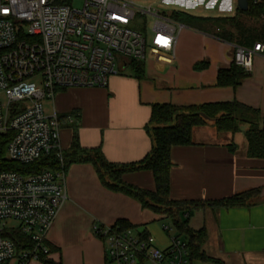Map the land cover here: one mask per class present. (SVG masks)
<instances>
[{
  "label": "crops",
  "instance_id": "0c3cea01",
  "mask_svg": "<svg viewBox=\"0 0 264 264\" xmlns=\"http://www.w3.org/2000/svg\"><path fill=\"white\" fill-rule=\"evenodd\" d=\"M209 1V7L217 3ZM228 2V8L218 7L220 13L200 16H230L222 13L230 9ZM195 6L200 7L178 3L172 11L197 15L191 11ZM241 21L243 34L238 33L233 41L218 37L209 25L179 22L174 51L149 43L141 78L134 74L130 60L120 57L119 72L110 76L106 86L59 89L54 100L45 101V110L48 115L56 112L62 120L61 150H68L77 135L83 148L100 147L110 162H137L152 147L146 127L156 103L187 106L236 100L257 108L264 117V56H254L252 68L238 86L216 85L219 70L233 64L235 46H252L264 33L263 21ZM239 127L236 133L218 132L213 121H207L193 129V144L172 148L169 194L174 200L205 202L261 189L249 206L206 204L185 215L188 228L205 231L200 247L205 259L191 257V264H264V159L248 156L249 124L242 122ZM66 171L68 197L46 235L48 259L61 264H118L108 258L104 243L94 234L95 224L113 225L118 220L153 236L158 247H167L168 240L162 241L154 223L169 219L164 214L108 189L91 162L73 163ZM124 181L142 189L155 188L149 170L127 173ZM176 232L190 242L185 234ZM10 264L18 262L13 259ZM26 264L44 263L31 259Z\"/></svg>",
  "mask_w": 264,
  "mask_h": 264
},
{
  "label": "built area",
  "instance_id": "2783aa9c",
  "mask_svg": "<svg viewBox=\"0 0 264 264\" xmlns=\"http://www.w3.org/2000/svg\"><path fill=\"white\" fill-rule=\"evenodd\" d=\"M75 1L0 0V135L12 134L6 157L27 165L57 151L60 163L38 173L0 172V264L48 256L46 235L68 197L59 143L62 120L56 112L46 113L45 101L62 88L106 86L119 72L120 57L143 61L147 37L129 25L137 13L156 17L153 47L175 49L176 22L153 7L131 0H81L76 7ZM251 1L262 8L264 21V0ZM256 55L264 56V39L236 45L233 61L250 70ZM164 229L165 248L153 236L118 224H95L94 234L118 264H191L189 243L171 233L172 226ZM19 234L32 246L18 249Z\"/></svg>",
  "mask_w": 264,
  "mask_h": 264
},
{
  "label": "trees",
  "instance_id": "16d2710c",
  "mask_svg": "<svg viewBox=\"0 0 264 264\" xmlns=\"http://www.w3.org/2000/svg\"><path fill=\"white\" fill-rule=\"evenodd\" d=\"M237 13L240 15L200 16L185 11L174 10L171 12L170 17L176 22L191 26L204 27L209 25L218 37L227 41H233L237 38L238 33L243 34L244 26L240 16L259 19L262 8L254 5L249 0L248 10L242 11L237 7ZM263 39L264 33L258 41ZM130 65L136 77L141 78L144 73L143 62L131 59ZM247 75L248 71L236 65L233 61L229 69L219 70L216 85L236 87L243 82ZM207 121H213L218 132L229 131L232 133L239 131L240 123H248L249 128L246 131L248 156L264 159V117L261 116L257 108L236 100L232 102L204 103L187 106L156 103L152 104L151 116L146 127L152 138V147L143 159L132 163L110 162L106 159L100 147L83 148L79 143L77 135H75L71 147L66 151L62 150L64 167L67 170L71 164L76 162L93 163L104 186L112 191L122 192L136 198L144 208L164 214V217L171 220L175 229L189 238L191 257L205 259V256L200 254V247L205 237V231L194 232L188 228L187 217L185 215L189 214L192 209L200 208L206 204L217 207L249 206L254 203L261 191L260 188H252L229 197L205 202L174 200L170 197L172 148L178 145L193 144V129L206 124ZM11 135V133L0 135V172L17 171L22 174H31L46 169L59 168L60 163L57 151L42 155L27 165L9 160L6 157V146ZM141 170L152 172L155 182L154 190L142 189L124 181L125 174ZM115 224H118L121 228L132 227L126 220H118ZM18 240L20 243L18 249L32 246V242L21 234L18 235ZM40 260L44 264H61L53 262L44 254L40 256Z\"/></svg>",
  "mask_w": 264,
  "mask_h": 264
},
{
  "label": "rangeland",
  "instance_id": "374dc122",
  "mask_svg": "<svg viewBox=\"0 0 264 264\" xmlns=\"http://www.w3.org/2000/svg\"><path fill=\"white\" fill-rule=\"evenodd\" d=\"M66 1L69 2L70 0H66ZM131 1L138 7H153L159 11L160 16L170 18V19H171L170 17L171 11L174 5H178V3L185 5L186 7H191L193 6V4L197 3L198 6L200 7L195 6L191 10L193 13L197 15H201V14L208 15V14L220 13L217 10L218 7L222 9L223 7H227V8L229 7L228 0H222V1L217 0V3H215L211 7H209L208 5L210 2L209 0H206L205 2L204 0L203 1L201 0H131ZM230 2H231L230 9L222 13L230 15V16H235V15L239 16L240 14L237 13L238 1L230 0ZM74 5L76 7H80L82 5V1L76 0ZM240 18L249 20L250 17L240 16ZM155 20H156V17H154L153 15H143L141 13H137L134 19L129 23V25L133 27L134 29L142 31L146 35L148 43H150V40L152 38V27H153ZM258 20L263 21L261 15ZM179 25L180 23L176 22V28H179ZM11 223H15V222L11 221ZM154 223L156 224L155 229H157L162 241L165 242L168 240V244H169V235L167 236L168 232L164 229V225L166 224V225L172 226L173 230H171L170 232L174 233L176 229L173 226L171 220L170 219H164V220L160 219V220H156ZM135 233H138V232L135 230Z\"/></svg>",
  "mask_w": 264,
  "mask_h": 264
},
{
  "label": "water",
  "instance_id": "95a60500",
  "mask_svg": "<svg viewBox=\"0 0 264 264\" xmlns=\"http://www.w3.org/2000/svg\"><path fill=\"white\" fill-rule=\"evenodd\" d=\"M238 1V7L242 11H246L249 8V0H237ZM205 118H207L205 115H203Z\"/></svg>",
  "mask_w": 264,
  "mask_h": 264
}]
</instances>
